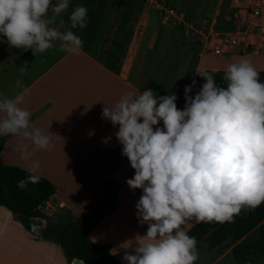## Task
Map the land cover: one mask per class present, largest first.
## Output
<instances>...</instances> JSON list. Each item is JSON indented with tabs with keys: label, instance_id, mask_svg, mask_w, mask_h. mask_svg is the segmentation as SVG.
I'll return each mask as SVG.
<instances>
[{
	"label": "crops",
	"instance_id": "0c3cea01",
	"mask_svg": "<svg viewBox=\"0 0 264 264\" xmlns=\"http://www.w3.org/2000/svg\"><path fill=\"white\" fill-rule=\"evenodd\" d=\"M57 3L52 0V5ZM77 5L88 9L87 27L72 29L83 40L78 54L61 50L59 41L52 49L33 53L10 47L0 37V94L20 97L19 106L30 112L32 126L51 137V150H34L23 137L3 135L0 164L30 173L31 161L22 160L18 151L20 144L29 145L31 160L40 164L36 174L53 186V192L37 208L46 216L52 211L63 214L56 220L48 217L50 222L70 219L78 223L101 196L112 194L115 207L87 231V238L107 244L111 255L126 264L122 260L126 249L121 246L135 239L142 242L147 231V224L138 222L135 209L142 190H131L126 184L134 170L121 155L122 146L115 137L119 126L101 118L102 108L115 105L129 92L151 89L157 96L175 93L177 108L183 109L185 85L195 80L196 72L226 69L239 60H211L195 35L159 17L160 23H154L153 14L135 7L126 8L136 16L135 22L121 23V0H69V8L59 16L50 6V26L56 27L63 19L65 28L69 27V16ZM262 50L246 55L228 53L252 56L256 59L248 60L257 70H264ZM21 66L26 67L23 75ZM195 222L193 218L182 227L186 230ZM70 261L56 243L41 237L40 227L26 229L16 215L0 205V264Z\"/></svg>",
	"mask_w": 264,
	"mask_h": 264
},
{
	"label": "clouds",
	"instance_id": "9594fccd",
	"mask_svg": "<svg viewBox=\"0 0 264 264\" xmlns=\"http://www.w3.org/2000/svg\"><path fill=\"white\" fill-rule=\"evenodd\" d=\"M50 6L59 16L69 0L55 5L52 0H0V35L10 47L33 53L52 49L59 41L61 50L78 54L83 40L72 29L87 27V7L75 6L65 28L63 19L50 26ZM25 69L21 66V75ZM196 75L205 83L195 95L189 93L196 81L185 85L183 109L177 108L175 93L157 96L151 89L129 92L102 108L101 118L119 126L115 137L121 155L134 170L126 184L142 190L135 209L147 231L142 242L121 246L126 264H195L197 241L183 225L193 218L229 221L242 208L264 203V82L258 70L247 59L230 63L222 77L226 86L207 71ZM19 105L20 97L0 94V135L23 137L34 150H51L50 135L34 128L30 112ZM18 151L22 160L31 161V172L18 187L38 183L39 161L31 160L27 144Z\"/></svg>",
	"mask_w": 264,
	"mask_h": 264
},
{
	"label": "trees",
	"instance_id": "16d2710c",
	"mask_svg": "<svg viewBox=\"0 0 264 264\" xmlns=\"http://www.w3.org/2000/svg\"><path fill=\"white\" fill-rule=\"evenodd\" d=\"M0 37L6 41L2 35ZM203 71L212 74L219 85L226 86V81L222 79L225 69ZM258 72L260 80L264 82V70ZM195 81L196 85L189 95H195L200 89L199 86L205 83L198 75L195 76ZM3 141L4 136L0 135V148ZM29 174L19 167L0 164L1 206L16 215L26 229L30 227V218L43 219L45 222L40 227L41 237L56 243L68 262L76 257L85 260V264H120L109 252L107 244H96L87 238V231L115 207L116 199L112 194L101 196L93 210L78 223H73L70 219L52 223L37 206L53 192V186L47 179L40 177L38 183H28L24 188L18 187V182L26 179ZM263 217L264 203H261L254 208H242L232 220L196 221L185 231L189 236H194L197 243L205 241L209 249L228 239L231 255L242 264L248 261L249 256L264 257Z\"/></svg>",
	"mask_w": 264,
	"mask_h": 264
},
{
	"label": "rangeland",
	"instance_id": "374dc122",
	"mask_svg": "<svg viewBox=\"0 0 264 264\" xmlns=\"http://www.w3.org/2000/svg\"><path fill=\"white\" fill-rule=\"evenodd\" d=\"M152 0H121V23H133L135 22V15H131V12L126 8L135 7L143 13L153 14L155 16L154 23H160V19L156 14L155 9L152 6ZM180 11L184 18L193 23L205 22L207 25H211L214 31L233 30L234 22L232 12L228 7L227 0H162ZM133 11V10H132ZM157 15V16H156ZM160 18V17H159ZM166 24L171 25L179 30V25L173 24L171 21H167ZM189 34V33H188ZM194 36V35H193ZM180 39H183L180 37ZM202 49L205 50L204 47ZM236 47L232 52L236 51ZM263 49V50H262ZM264 52V42L260 48ZM259 50V51H260ZM251 49H248L245 53L239 52L242 55L250 53ZM236 53H224V54H208L213 61H219L223 59L241 60V59H256L252 56H242ZM258 59V58H257ZM202 85L199 87L201 88ZM62 212L52 211L48 217L52 220L62 216ZM54 223V221L52 222ZM228 239L220 243V245L214 248H207L205 241H200L198 244V260L195 264H239L230 253V245H228ZM243 264H264V257L257 258L255 256H249L248 261Z\"/></svg>",
	"mask_w": 264,
	"mask_h": 264
},
{
	"label": "built area",
	"instance_id": "2783aa9c",
	"mask_svg": "<svg viewBox=\"0 0 264 264\" xmlns=\"http://www.w3.org/2000/svg\"><path fill=\"white\" fill-rule=\"evenodd\" d=\"M232 12L234 29L214 31L205 22L193 23L162 0H152L156 14L163 21L179 25L185 33L198 38L201 47L211 54L232 52H259L264 42V0H227Z\"/></svg>",
	"mask_w": 264,
	"mask_h": 264
},
{
	"label": "water",
	"instance_id": "95a60500",
	"mask_svg": "<svg viewBox=\"0 0 264 264\" xmlns=\"http://www.w3.org/2000/svg\"><path fill=\"white\" fill-rule=\"evenodd\" d=\"M29 221L31 229H39V227H41V225L43 224V220L38 217L30 218ZM69 264H80V259L74 257L71 259Z\"/></svg>",
	"mask_w": 264,
	"mask_h": 264
}]
</instances>
